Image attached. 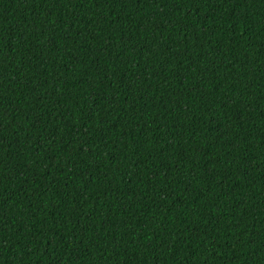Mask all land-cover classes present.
I'll return each mask as SVG.
<instances>
[{
    "label": "trees",
    "instance_id": "obj_1",
    "mask_svg": "<svg viewBox=\"0 0 264 264\" xmlns=\"http://www.w3.org/2000/svg\"><path fill=\"white\" fill-rule=\"evenodd\" d=\"M0 264H264V0H0Z\"/></svg>",
    "mask_w": 264,
    "mask_h": 264
}]
</instances>
